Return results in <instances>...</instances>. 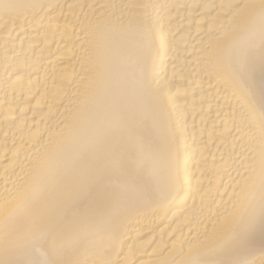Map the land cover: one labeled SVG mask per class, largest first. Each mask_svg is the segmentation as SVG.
Here are the masks:
<instances>
[{
    "label": "bare ground",
    "instance_id": "bare-ground-1",
    "mask_svg": "<svg viewBox=\"0 0 264 264\" xmlns=\"http://www.w3.org/2000/svg\"><path fill=\"white\" fill-rule=\"evenodd\" d=\"M0 264H264V0H0Z\"/></svg>",
    "mask_w": 264,
    "mask_h": 264
}]
</instances>
